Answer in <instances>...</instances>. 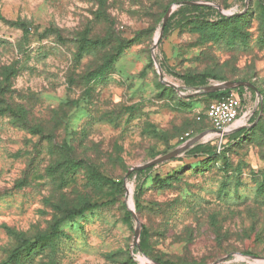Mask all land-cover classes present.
<instances>
[{
    "label": "rangeland",
    "instance_id": "obj_1",
    "mask_svg": "<svg viewBox=\"0 0 264 264\" xmlns=\"http://www.w3.org/2000/svg\"><path fill=\"white\" fill-rule=\"evenodd\" d=\"M223 82L262 98L239 94L221 137L203 89ZM199 137L202 156L128 175ZM258 259L264 1L0 0V264Z\"/></svg>",
    "mask_w": 264,
    "mask_h": 264
},
{
    "label": "built area",
    "instance_id": "obj_2",
    "mask_svg": "<svg viewBox=\"0 0 264 264\" xmlns=\"http://www.w3.org/2000/svg\"><path fill=\"white\" fill-rule=\"evenodd\" d=\"M241 113L242 99L236 92L222 101L211 102L207 109V117L213 124L214 132L221 137L233 130ZM218 150L220 151V145ZM258 262L264 264V259H259Z\"/></svg>",
    "mask_w": 264,
    "mask_h": 264
},
{
    "label": "trees",
    "instance_id": "obj_3",
    "mask_svg": "<svg viewBox=\"0 0 264 264\" xmlns=\"http://www.w3.org/2000/svg\"><path fill=\"white\" fill-rule=\"evenodd\" d=\"M162 69H164L168 74L181 79L182 81H184V83L190 87H202L208 84V81L210 79H214L216 80L215 77L209 75V74H179L177 72H175L174 70H172L171 68H169L165 63L162 64ZM245 90H250L253 91L250 88H245V87H238V88H234V89H227L224 91H218V92H214V93H209L208 95H206L209 99H211V101H222L224 99H226L227 97H229V95L232 92H237L238 94L243 95ZM260 93V92H259ZM259 97L262 98V93L259 94ZM243 135L239 138H245L246 135H248L247 131H243L242 132ZM200 152V153H199ZM187 153H196L194 156H202L204 154V151L202 148H200L199 146H194L192 148H190ZM139 173V172H136ZM118 186L122 187L123 186V182H121L120 184H118ZM78 214V213H76ZM143 250V249H142ZM18 251H15L12 255V259L15 258L16 254Z\"/></svg>",
    "mask_w": 264,
    "mask_h": 264
},
{
    "label": "water",
    "instance_id": "obj_4",
    "mask_svg": "<svg viewBox=\"0 0 264 264\" xmlns=\"http://www.w3.org/2000/svg\"><path fill=\"white\" fill-rule=\"evenodd\" d=\"M186 4H193V3L186 2ZM167 19H168V16H165V18L163 19L161 34L164 31ZM154 60H155V57H154ZM161 81H163V78H161ZM168 85L172 86L170 84H168ZM238 87L250 88V89L254 90L255 93L259 96L258 90L253 85H251L249 83H244V82H223V83H220V84H217V85H214V86H210V87L204 88L203 89V93L209 94V93H214V92H218V91H224V90H227V89H234V88H238ZM200 139H201V137L196 138L193 141H191L188 144H186L183 147H181L180 149H177L173 153H171V154H169V155H167L165 157H161V158H159V159H157L155 161H152V162H150V163H148V164H146L144 166L134 167V168L131 169V171H129L128 175L131 172H133V171L146 169V168L155 166L157 164L166 162V161H168V160H170V159H172L174 157H177L180 154H182L183 152H185L186 150H188V149L192 148L193 146H195ZM131 214H132V217L134 218V220L136 221V223L139 225V220H138L137 215L133 211H131ZM139 236H140V231L137 228V230L135 232L134 246H136L138 248H139V243H138ZM155 264H159V263H155ZM214 264H218V262L214 263Z\"/></svg>",
    "mask_w": 264,
    "mask_h": 264
}]
</instances>
